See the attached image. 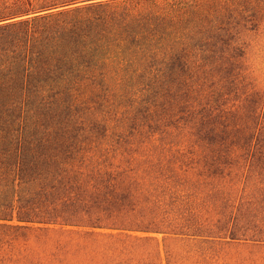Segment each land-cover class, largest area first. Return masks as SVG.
I'll list each match as a JSON object with an SVG mask.
<instances>
[{
  "label": "trees",
  "instance_id": "16d2710c",
  "mask_svg": "<svg viewBox=\"0 0 264 264\" xmlns=\"http://www.w3.org/2000/svg\"><path fill=\"white\" fill-rule=\"evenodd\" d=\"M229 1L0 0V264H264V63L219 62L257 30Z\"/></svg>",
  "mask_w": 264,
  "mask_h": 264
},
{
  "label": "rangeland",
  "instance_id": "374dc122",
  "mask_svg": "<svg viewBox=\"0 0 264 264\" xmlns=\"http://www.w3.org/2000/svg\"><path fill=\"white\" fill-rule=\"evenodd\" d=\"M253 1L252 7L255 6V3L259 6L262 5L261 0H230L234 7H227L224 13H226V18L229 19H236L241 21L242 24H246L247 27L254 28L256 27L257 30H251L250 32L245 33H252V36L246 37L243 35L241 38L239 37V43L237 40L236 47L234 49L228 50V46L226 45L225 49V58L219 60V62L226 63V64H234V63H241V62H258L264 63V34H262V30H258L260 26L264 25V18L256 20L255 16L250 15L252 14L250 11L246 12V8H244V4L246 7H249V2ZM237 6V7H236ZM236 7L239 10H234ZM250 13V14H249ZM250 15V16H249ZM228 39V38H227ZM247 42L251 44L252 50L258 54L257 58L252 59H244L240 58V54L243 52V44ZM238 46V47H237ZM234 55V57H233Z\"/></svg>",
  "mask_w": 264,
  "mask_h": 264
}]
</instances>
